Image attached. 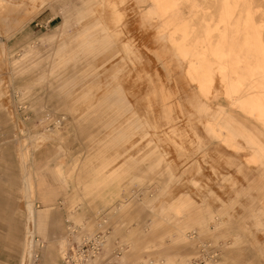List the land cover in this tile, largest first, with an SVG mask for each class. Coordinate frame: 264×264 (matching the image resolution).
Masks as SVG:
<instances>
[{
	"label": "rangeland",
	"instance_id": "374dc122",
	"mask_svg": "<svg viewBox=\"0 0 264 264\" xmlns=\"http://www.w3.org/2000/svg\"><path fill=\"white\" fill-rule=\"evenodd\" d=\"M113 1L120 15L104 6L100 19L93 2L76 23L63 26L60 10L67 3L0 0L11 9L0 16V35L5 43L12 36L7 61L0 60V264H21L24 254L26 167L34 181L42 176L53 197L46 204L34 200L36 211L49 213L36 220L26 264H64L69 243L83 238L101 242L90 264H195L202 248L216 254L215 264H264V120L229 105L227 85L245 80L237 66L222 76L224 53L217 57L201 48L212 58L204 65L209 80L201 91L189 77L198 48L188 47L177 61L169 43L182 20L194 30L189 37L215 41L219 32L203 28L222 22L217 5L182 0V14L170 7L157 27L146 15L147 3ZM248 2L263 12L249 23L261 27L255 32L264 43V0ZM22 16L21 26L7 27L10 17L15 24ZM116 30L118 47L109 43L97 59L92 53L99 41H109ZM167 56L172 62L166 67ZM143 69L169 88L171 112L162 113L159 105L166 95L159 102L145 95ZM148 101L150 118L143 112ZM56 170L60 177L53 176ZM69 226L76 231L68 232Z\"/></svg>",
	"mask_w": 264,
	"mask_h": 264
},
{
	"label": "bare ground",
	"instance_id": "6f19581e",
	"mask_svg": "<svg viewBox=\"0 0 264 264\" xmlns=\"http://www.w3.org/2000/svg\"><path fill=\"white\" fill-rule=\"evenodd\" d=\"M57 1L58 0H54V2ZM72 1L73 0H60V2L62 3L69 2L68 4H71ZM117 1L119 3H123L125 0ZM181 1L182 0H141L142 3H147V5L149 6L146 15L151 17V19L154 18L156 19V21H158L157 27L161 26V22L159 21V19L165 17L168 14V9L172 11L170 7H177L176 14H182V10L187 8V6L185 4H180ZM185 1H189L192 4L197 2V0ZM248 1L249 0H212V3L217 5L216 10H218V17H220L222 22L213 21L211 24H206V26L204 25L203 32L206 34V29H208L209 26H212L216 31L219 32L217 33V39L215 41L207 42L198 35H191L189 37V34L194 32V30L193 28H190V25L185 20H182L180 22L178 21L177 24L172 28L171 35L173 37V41L169 39L171 42H168L175 48L172 54L173 59L174 57H176L177 61L184 60L186 58L185 56L190 53L188 47L192 46L198 48L194 52H192L193 54L191 55L193 56V58L190 56L192 58V61L190 62L192 67L190 69L193 70V75H190L189 73V77L197 80V84L199 85V87L202 86L201 91H204L206 89V80H209V76H207L208 73L206 72V67L204 65L208 64L209 61H212V58H205L202 56L203 54H205V52H203L201 48L207 46L209 48V50L207 51L208 54L216 55L217 57H219L220 53H224V61L227 65V68L226 72H224L222 76H225L224 78H226V76L230 75L228 73L234 72V66H237L238 68L236 69L238 70V78L242 77L245 80L243 83H239L236 86L231 84L227 85L228 89L225 93L229 96V105L234 108H241L245 113L253 114L257 120L262 121L264 120V43L258 41L257 38L259 34L257 35V33L255 32V30H260L261 27L252 26L249 23V19L251 18V16L262 14L263 12L260 11L258 7L253 8L251 6L252 4ZM93 2L95 3L94 5H99L97 14L100 19H102L104 17L103 15L106 13L104 6L107 7L111 14L120 15V11L117 8L118 4L114 3L113 0H80L75 8L69 10L72 14H69L67 12L60 14L62 16V25L65 26L69 23V25H71V22H73L76 18L83 17L84 14L89 11L90 6ZM179 8L182 9L179 10ZM5 9L8 12L11 11V9H9L6 4H2L1 2L0 16L6 11ZM68 15L70 16L69 18L67 17ZM23 16L22 18L20 17L15 24L14 22H12L14 18L10 17L9 25L7 27L13 28L16 25L21 26V24H23V20L26 18V16L25 18ZM77 21L78 20H75L73 23H76ZM103 21H105V19H103ZM114 33L112 35L109 34V37H111L109 41L107 40V38H103L101 42L99 41V44L95 48L92 55H96L97 59H99L109 49V43L118 47L119 44L116 42V40L117 38H120L121 31L116 30L114 31ZM3 40L4 37L0 35V60L4 61L7 49L5 41ZM64 45L65 44L63 43L62 46L64 47ZM128 45V41L123 44V46ZM235 54H238L239 57L236 58ZM170 57L171 56L166 57V67L170 66L172 62V59H169ZM125 60H128L129 62L132 61L129 56H126ZM236 60L240 61L241 66L235 65ZM243 70L246 71H244V73H241L240 71ZM142 71L144 74L143 78H145L143 81L144 83H147H145V95H153L156 98L157 102L161 100L163 95H166V98H162V100L160 101L161 104L159 103V105L162 113L171 112L172 104H169V101L168 103H166V101L172 96V94L168 91L169 88L166 89V86L161 83V80L158 78L159 76H157V73H155L156 81L154 82L151 78L148 79L150 75L147 76L148 73L146 74L144 69ZM125 94H127V96L129 95V98L133 96L132 92H127ZM191 98L194 101V110L200 112L198 98L194 95V93L191 95ZM138 109L139 107H136V110ZM143 112L148 118L153 115V105L151 102H147V105L143 107ZM170 119V117H166L167 123H169V126H172V120ZM205 122H208V120ZM206 125L209 126L208 123L204 124V126ZM152 128H154L155 131L158 130L156 126H153ZM216 129L217 131L220 130L218 127ZM197 131L198 130H196V132ZM155 138H160L159 136H157V133L155 135ZM166 138H169L168 140H170L169 142L171 144L177 145L172 137L167 136ZM54 173V177H56V174L58 177H60L58 170L54 171Z\"/></svg>",
	"mask_w": 264,
	"mask_h": 264
},
{
	"label": "crops",
	"instance_id": "0c3cea01",
	"mask_svg": "<svg viewBox=\"0 0 264 264\" xmlns=\"http://www.w3.org/2000/svg\"><path fill=\"white\" fill-rule=\"evenodd\" d=\"M57 3H59L60 6H61L62 4H66V3L68 4L69 2L62 3V2H60V0H58ZM75 6H76V4H74L72 2H71V4H68L65 7L62 6L61 7L62 9L60 10V13L67 12L69 14H72L69 10L75 8ZM10 38H12V36ZM10 38L8 40H10ZM8 40L5 43L6 44V49H7L6 50V54H5L6 61H7L6 56H8V45H7ZM27 158H28V156L26 155V160H27ZM24 167H25V164H24ZM34 178H35V175L33 177L32 172L26 167L24 169V175H23V179H22L23 181L22 182H23V194H24V197H25L24 208H25V211H26V219H27V223L28 224H27V233H26L27 236H26V239H25L26 241L24 243V248H23L24 249V251H23L24 254H23V257L21 259V264H26L27 261L29 260V258L32 257L34 239H35L34 227H35V224H36V220L44 219L49 213V209H47V208H43V209H41L39 211H36L34 209V206H33L34 200L37 197L38 200H41L42 202H44L43 204H46L49 200H51V198H53V197H51L50 194L47 195L48 191L50 193V188H49V185L47 184V182L44 181L42 176L38 177L36 181H34ZM45 189H46V195L43 194ZM31 198H33L32 201H31ZM47 206H48V204L45 205V207H47ZM57 208L60 209V210L62 209L61 208V200L60 199H58V201H57ZM14 233H16V232H13L12 234H14ZM53 253H54V246H50L48 257L50 256V258H52L51 255ZM1 262H2V258H0V263Z\"/></svg>",
	"mask_w": 264,
	"mask_h": 264
},
{
	"label": "built area",
	"instance_id": "2783aa9c",
	"mask_svg": "<svg viewBox=\"0 0 264 264\" xmlns=\"http://www.w3.org/2000/svg\"><path fill=\"white\" fill-rule=\"evenodd\" d=\"M67 230L68 232L76 231L72 226H69ZM99 248H101V242L98 238L96 240L93 238H83L79 243L75 241L70 242L68 250L64 254L63 262L64 264H90L91 259L97 254ZM214 257H216L215 253L208 255L202 248L200 249L199 258L195 261V264H215Z\"/></svg>",
	"mask_w": 264,
	"mask_h": 264
}]
</instances>
